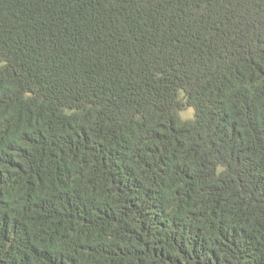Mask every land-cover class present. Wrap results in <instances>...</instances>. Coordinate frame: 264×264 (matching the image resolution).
<instances>
[{"label":"trees","instance_id":"16d2710c","mask_svg":"<svg viewBox=\"0 0 264 264\" xmlns=\"http://www.w3.org/2000/svg\"><path fill=\"white\" fill-rule=\"evenodd\" d=\"M0 264H264V0H0Z\"/></svg>","mask_w":264,"mask_h":264},{"label":"rangeland","instance_id":"374dc122","mask_svg":"<svg viewBox=\"0 0 264 264\" xmlns=\"http://www.w3.org/2000/svg\"><path fill=\"white\" fill-rule=\"evenodd\" d=\"M181 117L183 119H192L195 117V109L193 107H189L186 110L181 111Z\"/></svg>","mask_w":264,"mask_h":264}]
</instances>
